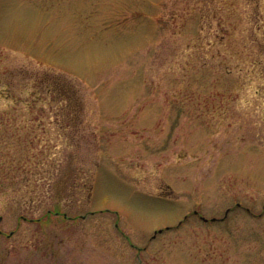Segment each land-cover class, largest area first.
Listing matches in <instances>:
<instances>
[{"label":"rangeland","instance_id":"obj_1","mask_svg":"<svg viewBox=\"0 0 264 264\" xmlns=\"http://www.w3.org/2000/svg\"><path fill=\"white\" fill-rule=\"evenodd\" d=\"M0 264H264V0H0Z\"/></svg>","mask_w":264,"mask_h":264}]
</instances>
